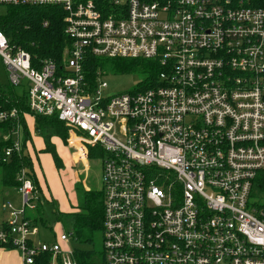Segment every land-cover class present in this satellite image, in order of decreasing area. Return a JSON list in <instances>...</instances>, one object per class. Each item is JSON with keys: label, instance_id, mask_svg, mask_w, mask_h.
Listing matches in <instances>:
<instances>
[{"label": "built area", "instance_id": "built-area-1", "mask_svg": "<svg viewBox=\"0 0 264 264\" xmlns=\"http://www.w3.org/2000/svg\"><path fill=\"white\" fill-rule=\"evenodd\" d=\"M248 2L0 0L64 13L66 74L51 59L32 66L1 30L0 59L9 85L25 87L22 115L63 122L82 171L100 160L103 264H264V8ZM88 54L155 60L157 83L105 96L99 76L93 88L85 79ZM19 116L0 111L5 158L20 152ZM17 180L20 205H0V247L22 264L44 252L48 264H78L71 233L36 240L24 215L33 186L24 170Z\"/></svg>", "mask_w": 264, "mask_h": 264}, {"label": "trees", "instance_id": "trees-1", "mask_svg": "<svg viewBox=\"0 0 264 264\" xmlns=\"http://www.w3.org/2000/svg\"><path fill=\"white\" fill-rule=\"evenodd\" d=\"M98 5L103 0H94ZM248 4L254 7L264 8V0H249ZM64 13L55 6H7L0 14V30L7 38L10 45L18 46L31 55L32 66L38 68L44 59H51L56 65L58 74H66L64 69L63 53L70 42L64 33ZM47 25L44 27L43 22ZM83 73L91 88L96 85V78L106 68L121 70L124 72L138 73L142 79L137 84L134 91L143 90L157 83V75L161 68L155 60L150 59H122L108 58L101 59L97 56L86 55L82 62ZM264 80V78H263ZM264 85V82H263ZM19 95L13 87L1 88L0 90V111L17 109L20 112L18 118L20 129L23 132V139L20 141V152L13 153L5 158L3 149L10 144V138L0 140V187L18 188L20 181L17 176L22 170L25 171L27 178L31 180L33 191L38 193L36 201L40 200L42 194L41 184L36 173L33 161L26 151L28 141H31V133L28 128L26 116L22 112H27L25 105V95ZM33 118L34 133L40 136L44 142L45 152L50 153L55 167H58L59 157L54 149L51 138L55 137L61 142L67 137V127L59 121L56 116H43L30 114ZM15 126V120L1 123V131L10 133ZM53 143V144H52ZM100 153L98 148L89 150L90 156L93 152ZM37 178V179H36ZM41 190V191H40ZM38 191V192H37ZM83 198V199H82ZM40 202V201H39ZM37 217L32 218L35 225L42 224L40 217L41 209L36 203ZM59 216V215H58ZM103 216V196L102 192L92 191L88 195L82 193L81 205L78 211L72 214L71 237L75 244L92 241L94 233L101 230ZM74 258L78 264H103L102 253L91 250H82L74 245L72 247ZM49 253H40L35 258V264H48Z\"/></svg>", "mask_w": 264, "mask_h": 264}, {"label": "rangeland", "instance_id": "rangeland-1", "mask_svg": "<svg viewBox=\"0 0 264 264\" xmlns=\"http://www.w3.org/2000/svg\"><path fill=\"white\" fill-rule=\"evenodd\" d=\"M4 12V7L0 6V14ZM101 59H108L100 57ZM99 78L101 82L106 83V87L102 91L105 96H112L123 92H133L137 88V84L142 79L138 73L124 72L121 70L106 68L100 72ZM10 87L7 78V71L0 59V90L1 88ZM21 88H15L16 92L21 93ZM68 132V131H67ZM20 141L23 139V132L19 130ZM34 136H38L36 133ZM33 136V137H34ZM68 137V133H67ZM67 137L63 142L60 140L53 144L54 149L59 157V166L55 167L50 153L45 152L41 146L44 142L40 136L34 137L33 144L27 142L26 151L33 161L34 167L37 171L38 179L41 184L40 202L34 200V204H39L41 209L40 217L42 224L38 225V235L36 240L46 242L48 244L55 240V237L63 232H72L73 218L72 214L78 211L81 205V197L84 192L88 195L89 192L99 191L101 188V164L99 159L89 160V169L82 171V162L76 161L73 158V151L68 147ZM42 140V141H41ZM43 142V143H42ZM27 147L30 149L28 152ZM45 148V146H44ZM41 149V150H39ZM89 158H93L89 154ZM77 173L78 179L75 174ZM37 179V178H36ZM3 192H7L5 201H11L13 205L18 207L20 205V196L14 188L0 187ZM38 192V191H37ZM38 193L35 191L33 195ZM83 199V198H82ZM37 210L30 207H25L24 215L29 218H36ZM59 215V216H58ZM69 245L71 247L77 246L82 250H91L97 253H102V236L101 230L94 233L92 241L75 244L73 237L70 238Z\"/></svg>", "mask_w": 264, "mask_h": 264}, {"label": "crops", "instance_id": "crops-1", "mask_svg": "<svg viewBox=\"0 0 264 264\" xmlns=\"http://www.w3.org/2000/svg\"><path fill=\"white\" fill-rule=\"evenodd\" d=\"M26 120H27L28 128H29L30 133H31V141L28 144H32V147H33V144L35 143V141L33 142V138L38 137V136H34L35 133H34L33 118L30 115H27ZM56 141L58 142L59 140L55 137L51 138V142H53L55 145H56V143H55ZM44 146L45 145H42L41 148L44 149ZM27 149H28V152L30 153L29 147H27ZM33 149H34V147H33ZM39 150H41V149H39ZM36 173H37V171H36ZM75 177H76L75 180H77L78 179L77 173L75 174ZM6 195H7V192L6 191L3 192L1 190V192H0V200H1L0 205H2V201H5L4 199H5ZM0 216L1 217L4 216L2 210L0 211ZM0 264H22V260H21V256H20L19 251L13 247H10V246L0 247Z\"/></svg>", "mask_w": 264, "mask_h": 264}]
</instances>
